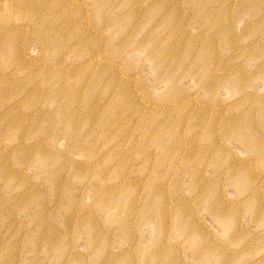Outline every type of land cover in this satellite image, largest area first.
<instances>
[{"label": "rangeland", "instance_id": "374dc122", "mask_svg": "<svg viewBox=\"0 0 264 264\" xmlns=\"http://www.w3.org/2000/svg\"><path fill=\"white\" fill-rule=\"evenodd\" d=\"M0 264H264V0H0Z\"/></svg>", "mask_w": 264, "mask_h": 264}]
</instances>
